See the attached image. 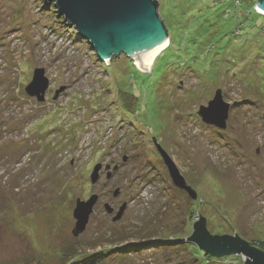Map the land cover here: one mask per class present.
I'll list each match as a JSON object with an SVG mask.
<instances>
[{"label":"rangeland","instance_id":"rangeland-1","mask_svg":"<svg viewBox=\"0 0 264 264\" xmlns=\"http://www.w3.org/2000/svg\"><path fill=\"white\" fill-rule=\"evenodd\" d=\"M155 1L169 42L140 72L99 59L53 3L0 0V264H202L192 211L264 251V15L257 0ZM35 69L41 101L25 93ZM217 91L224 130L198 115ZM225 257L204 264H244Z\"/></svg>","mask_w":264,"mask_h":264},{"label":"water","instance_id":"water-1","mask_svg":"<svg viewBox=\"0 0 264 264\" xmlns=\"http://www.w3.org/2000/svg\"><path fill=\"white\" fill-rule=\"evenodd\" d=\"M41 1L46 9H49L53 3L57 17H61L68 27H71L81 39L92 47L97 57L106 63L111 56L119 53L127 54V50L167 38L155 0ZM256 4L259 9L264 11V0H257ZM47 88L48 80L43 77V70L35 69L31 82L25 88V93L30 97L36 96L37 100L41 101ZM228 111L229 104L222 100L220 92L217 91L206 107H200L198 115L206 125L224 130ZM159 148L157 147V151L172 184L185 191L191 199H196V193L186 185L184 178L179 174L169 156ZM95 179L96 176L94 175L92 182ZM95 200L96 198L92 197L86 202H76L73 210V217L76 219L73 231L75 235L84 229ZM119 217L120 214L116 218ZM193 229L191 236L186 238L188 242L213 257L240 255L244 259V264H264L263 251L251 246L236 234L232 236L211 234L205 227L203 217L200 221L193 223Z\"/></svg>","mask_w":264,"mask_h":264},{"label":"bare ground","instance_id":"bare-ground-1","mask_svg":"<svg viewBox=\"0 0 264 264\" xmlns=\"http://www.w3.org/2000/svg\"><path fill=\"white\" fill-rule=\"evenodd\" d=\"M259 12L264 14V12ZM168 42L169 41L167 38L160 39L149 43L146 46L133 48L131 50H127L126 52L133 58L138 70L140 72H146L150 69L155 57L159 54V52L166 48Z\"/></svg>","mask_w":264,"mask_h":264},{"label":"trees","instance_id":"trees-1","mask_svg":"<svg viewBox=\"0 0 264 264\" xmlns=\"http://www.w3.org/2000/svg\"><path fill=\"white\" fill-rule=\"evenodd\" d=\"M237 2H239V0H237ZM242 7V6H241ZM250 11H253L252 8H250ZM249 11V12H250ZM259 15V14H258ZM96 55V54H95ZM196 217V221L197 220H201V217L199 218V215L195 214L193 211L191 213V218H194ZM205 227L207 229V225H206V218H205ZM208 231V229H207ZM209 232V231H208ZM190 250H192L191 254H192V260H195V261H198L199 263H202L204 264L205 263H209L211 261H217V260H220V259H227V257H221V258H217V257H213L211 256L210 254L206 253L205 251L199 249L197 246L195 245H192L190 244L189 246ZM258 248L259 250L263 251L261 248L259 247H256ZM264 252V251H263ZM72 253H74V250L72 251Z\"/></svg>","mask_w":264,"mask_h":264},{"label":"built area","instance_id":"built-area-1","mask_svg":"<svg viewBox=\"0 0 264 264\" xmlns=\"http://www.w3.org/2000/svg\"><path fill=\"white\" fill-rule=\"evenodd\" d=\"M258 10H259V8H258V6H257V8L255 9V11L257 12V14H259V15H264V14H261Z\"/></svg>","mask_w":264,"mask_h":264},{"label":"flooded vegetation","instance_id":"flooded-vegetation-1","mask_svg":"<svg viewBox=\"0 0 264 264\" xmlns=\"http://www.w3.org/2000/svg\"><path fill=\"white\" fill-rule=\"evenodd\" d=\"M183 191V190H182ZM183 192H185V191H183ZM186 193V192H185Z\"/></svg>","mask_w":264,"mask_h":264},{"label":"clouds","instance_id":"clouds-1","mask_svg":"<svg viewBox=\"0 0 264 264\" xmlns=\"http://www.w3.org/2000/svg\"><path fill=\"white\" fill-rule=\"evenodd\" d=\"M264 12V11H263Z\"/></svg>","mask_w":264,"mask_h":264}]
</instances>
